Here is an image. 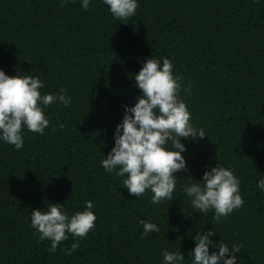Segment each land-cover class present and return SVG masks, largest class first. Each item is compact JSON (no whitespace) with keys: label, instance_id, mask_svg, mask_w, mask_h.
Returning a JSON list of instances; mask_svg holds the SVG:
<instances>
[{"label":"trees","instance_id":"obj_1","mask_svg":"<svg viewBox=\"0 0 264 264\" xmlns=\"http://www.w3.org/2000/svg\"><path fill=\"white\" fill-rule=\"evenodd\" d=\"M137 3L124 23L103 0H90L87 11L82 0H0V70L40 79L41 95L63 88L71 98L44 109L43 135L23 129L21 149L0 140V264H164L162 252L178 250L192 264L194 237L209 230L214 243L241 246L236 264H264V0ZM149 58L172 62L191 123L206 134L181 138L188 171L174 173L173 200L159 204L151 191L130 195L126 177L101 165L125 106L142 95L132 77ZM217 165L233 170L244 201L220 222L214 210L193 211L183 192ZM85 201L95 227L71 255L70 234L48 252L31 211L58 203L71 217ZM141 220L160 231L142 238Z\"/></svg>","mask_w":264,"mask_h":264},{"label":"clouds","instance_id":"obj_2","mask_svg":"<svg viewBox=\"0 0 264 264\" xmlns=\"http://www.w3.org/2000/svg\"><path fill=\"white\" fill-rule=\"evenodd\" d=\"M67 2L70 0H61V6ZM103 3L108 6L115 20L124 23L139 8L137 0H103ZM81 6L87 11L90 0H82ZM132 78L142 95L136 98L134 106H125L122 123L115 129L114 146L101 165L106 172L115 171L117 176L126 177L123 187L130 195L138 198L146 191H151V202L159 204L173 200L177 184L174 173L188 171L182 155L186 148L180 142L181 138L196 140L206 137V134L202 128L191 123L188 107L180 98L183 78L173 74V64L168 58H164L162 64L159 59H146ZM43 87L44 84L38 78L28 75L8 76L0 70V140L13 145L16 150L24 145V128L43 135L49 127L50 121L44 112L46 107L57 102L65 106L71 103V98L65 95V89L61 88L58 95H41L40 89ZM190 90L191 84L187 86L189 94ZM58 127L63 129L65 125L60 123ZM202 181H194L183 188L193 211L205 214L214 210L213 219L220 222L223 217L243 206L241 182L233 170L217 165L203 173ZM257 187L264 190V177L259 180ZM85 204L84 211H78L71 217L58 203H49L47 211H31L30 226L39 234L38 242L50 241V247L46 249L48 252L55 253L70 234L77 238L70 249L64 250L67 255H71L79 247V240L95 227L96 216L91 211L94 204L92 201H85ZM139 223L143 227L142 238L160 231L155 223L145 220ZM214 235L212 230L203 235L196 233L195 247L189 253L192 264H236L233 254L239 253L241 246L233 245L230 250L222 241L214 243L210 239ZM210 245L218 251L210 253ZM162 256L164 264H183L185 260L179 250L163 251Z\"/></svg>","mask_w":264,"mask_h":264}]
</instances>
